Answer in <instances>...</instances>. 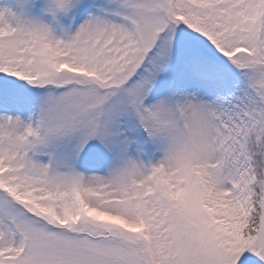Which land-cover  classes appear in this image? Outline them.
Here are the masks:
<instances>
[{"label": "snow or ice", "instance_id": "6c2138e0", "mask_svg": "<svg viewBox=\"0 0 264 264\" xmlns=\"http://www.w3.org/2000/svg\"><path fill=\"white\" fill-rule=\"evenodd\" d=\"M0 264H264V0H0Z\"/></svg>", "mask_w": 264, "mask_h": 264}]
</instances>
